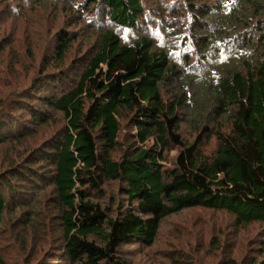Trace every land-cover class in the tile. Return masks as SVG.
<instances>
[{
    "label": "trees",
    "instance_id": "1",
    "mask_svg": "<svg viewBox=\"0 0 264 264\" xmlns=\"http://www.w3.org/2000/svg\"><path fill=\"white\" fill-rule=\"evenodd\" d=\"M92 4L108 7L116 27L133 28L145 13L143 0H87V7ZM184 4L196 44L205 52L229 49L222 64L183 79L172 52L156 48L151 35L127 40L105 29L83 58L75 86L45 100L62 111L66 123L32 166L52 167L54 208L69 264H143L135 260L137 249L155 244L166 217L192 208L225 212L236 232L258 225L264 235V0ZM5 33L0 26V111L8 107L14 74L24 65L16 34L6 44ZM74 39L62 28L52 33V62L66 61ZM26 52L34 57L31 48ZM50 67L46 61L41 71ZM123 121L135 132L130 130L129 147L115 159ZM183 124L193 130V140L184 138ZM213 138L208 151L204 146ZM175 149L165 168L161 162ZM23 176L9 172L0 180V236L15 196L12 179ZM116 180L126 201L113 212L100 196ZM230 254L218 264H264V245L249 260ZM0 264L12 263L0 252Z\"/></svg>",
    "mask_w": 264,
    "mask_h": 264
},
{
    "label": "rangeland",
    "instance_id": "2",
    "mask_svg": "<svg viewBox=\"0 0 264 264\" xmlns=\"http://www.w3.org/2000/svg\"><path fill=\"white\" fill-rule=\"evenodd\" d=\"M143 1L145 13L137 25L123 28L110 22L108 7L94 4L87 7V0H0V26L7 29L5 39L11 33L16 34V51L24 63L14 74L16 90L12 98H8V107L0 111L3 114L0 119V180L9 172H24L25 177L12 179L15 196L9 199L10 208L4 213L1 227L0 252L12 264H69L63 227L54 208L55 194L49 173L52 167L36 171L37 165H32L53 138L63 133L66 123L62 111L48 107L45 100L75 86L81 62L103 30H116L127 40L140 34L151 35L156 48L172 52L171 57L181 66L183 79L204 74L208 64H222L226 60L224 55L228 58L230 54L229 49L220 50L218 46L205 52L196 44L191 32L193 21L184 4L186 0ZM48 28H51L50 36L46 34ZM60 28L75 38L62 64L52 62L47 54L52 33L59 32ZM8 41L6 39V44ZM28 48L32 49L34 57L26 52ZM46 61L51 62V67L42 72ZM6 62L1 61V68ZM125 123H122L120 144L113 153L115 159L125 154L130 133L135 132ZM182 130L185 139L193 140V130L186 124L182 125ZM215 141L211 139L204 147L210 151ZM177 151L169 153L161 165L170 167ZM122 188L123 183L118 180L109 181L103 188L100 200L113 212L119 203L126 201ZM261 228L249 225L236 232L234 221L225 212L186 209L166 217L155 244L138 248L135 260L143 264H176L177 259L182 261L180 264H218L221 257L225 259L229 253L242 261L249 260L264 245ZM22 236L25 244L20 239ZM216 243L218 247H214Z\"/></svg>",
    "mask_w": 264,
    "mask_h": 264
}]
</instances>
